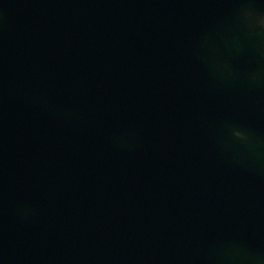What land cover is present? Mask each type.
Listing matches in <instances>:
<instances>
[{
  "label": "water",
  "instance_id": "water-1",
  "mask_svg": "<svg viewBox=\"0 0 264 264\" xmlns=\"http://www.w3.org/2000/svg\"><path fill=\"white\" fill-rule=\"evenodd\" d=\"M0 264H264V0H0Z\"/></svg>",
  "mask_w": 264,
  "mask_h": 264
}]
</instances>
